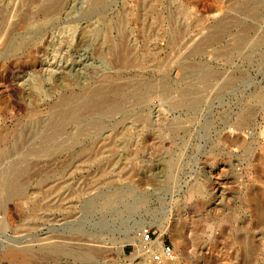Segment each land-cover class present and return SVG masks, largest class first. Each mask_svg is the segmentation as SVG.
Segmentation results:
<instances>
[{
  "label": "rangeland",
  "instance_id": "1",
  "mask_svg": "<svg viewBox=\"0 0 264 264\" xmlns=\"http://www.w3.org/2000/svg\"><path fill=\"white\" fill-rule=\"evenodd\" d=\"M0 264H264V0H0Z\"/></svg>",
  "mask_w": 264,
  "mask_h": 264
},
{
  "label": "built area",
  "instance_id": "2",
  "mask_svg": "<svg viewBox=\"0 0 264 264\" xmlns=\"http://www.w3.org/2000/svg\"><path fill=\"white\" fill-rule=\"evenodd\" d=\"M141 235H142L143 240H145L148 244H152L153 239H152V236L149 230L143 231ZM173 254H174V250L172 249V247L169 245L163 244L161 252H154L153 258L156 261H161L164 258L172 257Z\"/></svg>",
  "mask_w": 264,
  "mask_h": 264
},
{
  "label": "bare ground",
  "instance_id": "3",
  "mask_svg": "<svg viewBox=\"0 0 264 264\" xmlns=\"http://www.w3.org/2000/svg\"><path fill=\"white\" fill-rule=\"evenodd\" d=\"M153 243V242H152ZM154 244H158L155 248H159L161 245L158 243V241L154 242ZM160 249V248H159Z\"/></svg>",
  "mask_w": 264,
  "mask_h": 264
}]
</instances>
